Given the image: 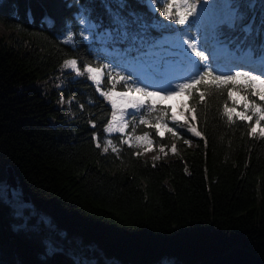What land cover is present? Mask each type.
Segmentation results:
<instances>
[{
	"label": "trees",
	"instance_id": "trees-1",
	"mask_svg": "<svg viewBox=\"0 0 264 264\" xmlns=\"http://www.w3.org/2000/svg\"><path fill=\"white\" fill-rule=\"evenodd\" d=\"M126 2L122 8L120 0H0V25L12 32L7 42L0 40V186L11 168L22 196L57 230L122 264L162 259L196 264L235 248L264 261V137L250 136L249 122L235 117L228 122L226 93L206 92L204 99L199 98L203 87L191 95L180 93L187 98L183 112L201 133L191 138L192 147L170 115L166 120L176 136L163 127L157 136L155 128L141 124L144 109L135 119L129 114L126 133L135 126L134 135L149 133V145L175 146L171 159L155 162L143 158L140 148L121 145L120 134L104 133L111 105L91 81L63 68L72 57L99 59L143 88L140 73L160 74L166 63L192 64L158 38L186 28L193 42L203 44L194 22L190 28L170 24L160 15L162 4L152 9L147 0ZM248 3L244 24L252 23V33L244 45L229 44L237 54L264 40V0ZM109 9L111 15L138 17L149 25V44L138 58L135 52L124 54L127 43L108 42L105 29L87 28L88 40L80 35L81 18L90 26L107 25ZM69 31L74 39L65 43ZM209 33L215 42L212 28ZM102 87H109L107 76ZM115 90L126 91L121 84ZM156 105L165 107L161 101ZM157 115L145 118L151 122ZM105 139L112 140L118 154L111 147L103 152ZM11 224L9 208L0 200V264H63L59 256L37 257L44 253L38 237L14 232Z\"/></svg>",
	"mask_w": 264,
	"mask_h": 264
},
{
	"label": "snow or ice",
	"instance_id": "snow-or-ice-1",
	"mask_svg": "<svg viewBox=\"0 0 264 264\" xmlns=\"http://www.w3.org/2000/svg\"><path fill=\"white\" fill-rule=\"evenodd\" d=\"M105 2L107 3V0ZM151 2L163 5L160 15L169 21L170 24L190 28L193 21L199 18V6L203 4L206 7L209 0H151ZM252 3L254 4V0H252ZM120 6L122 8L126 7V0H120ZM251 6L248 0H223V3L219 5L221 10L212 24L213 40L220 44L239 42V45H244L247 43L248 36L252 33V23L244 24V21L248 19L245 9ZM109 15L110 19L107 25L101 21L92 24L91 27L105 29L104 35L111 44L127 43L128 47L124 49V54L129 55L135 52L138 55L134 58H138L143 46L149 44L147 36L149 25L141 23L138 17L135 20H129L119 13L111 15V9H109ZM128 15L135 16V13H129ZM81 23H85L83 18H81ZM238 32L244 33V36L233 35V33ZM84 33L85 29L81 28L80 35L84 40H88L89 37L84 35ZM73 39L74 35L69 31L65 43H70ZM184 43L187 44V48L191 50V54L196 58L192 62L193 70L187 76L182 77L181 82L174 85L169 82L167 88L156 92L149 91L147 86L143 88L137 86V83L133 82L131 75H126L123 71L117 70L116 66L111 62L103 63L99 59L95 62L90 60L81 61L79 58L72 57L66 59L64 64L75 77H85L86 80L91 81L99 95L111 104V118L107 121L103 131L109 136L113 133H119L121 136L119 143L121 145L126 144L130 148H142L145 142H152L149 139L148 132L139 136L134 135L135 126H133L132 134L126 133L125 130L129 125V121L125 119V116L129 114L127 109L134 110L131 113L133 119H135L137 112L141 109H146L144 115L139 118L141 124L155 128L157 136H161L160 127L176 136L178 134L177 131H174L172 127H168L166 120L170 109L157 107L152 97L159 95L161 91L166 93L163 98L180 93L191 95L193 90L199 92L200 87L205 89V92L200 93V99H204L206 92H215L221 96L226 93L227 100L231 101V106L225 102L223 115L228 122L232 123L234 117L239 121L249 122L247 125L248 134L250 136L259 135L264 137V63L261 64L259 71L253 67H247L235 70L231 74H217L209 66V55L206 54L208 51L207 38H205L203 44L194 43L191 37L186 39ZM248 50L264 58V40L258 45L248 44ZM105 76H107L109 83L107 89L102 87ZM117 84H121L128 92L140 93V96L147 97L148 101L139 97H130L125 93H117L115 90ZM118 100L122 103H118ZM238 107L241 110L238 111ZM190 112L191 109H189V114ZM152 113H157L158 115L155 120L150 122V119L145 117H151ZM180 116L184 117L183 123H179L177 113H171L170 119L173 124L178 125L179 129H185L193 136L200 137L201 133L192 126L188 115L181 111ZM191 119L195 120V117L193 116ZM92 126L95 127L94 124ZM257 129H259L258 132ZM125 136H127L126 139L124 138ZM93 140L96 141V147L100 148L101 144L95 134L93 135ZM188 142V140H184L185 144ZM110 147L113 152L119 153V149L113 144L112 140L105 139L103 151L107 152ZM160 150L163 152L164 148L162 147ZM172 150L175 151V146H173Z\"/></svg>",
	"mask_w": 264,
	"mask_h": 264
},
{
	"label": "rangeland",
	"instance_id": "rangeland-1",
	"mask_svg": "<svg viewBox=\"0 0 264 264\" xmlns=\"http://www.w3.org/2000/svg\"><path fill=\"white\" fill-rule=\"evenodd\" d=\"M149 6L152 9H155V4L151 2V0H147ZM223 3V0H209L208 5L205 7L203 4L199 6V18L195 20V23L198 24L199 30L201 31L200 37L205 39L207 38V48L208 51L206 54L209 55V63L212 68L219 69L223 66L231 67L229 63H231L232 53L229 51L227 46L219 45L214 42L209 41V30L212 28V24L214 23L217 15L220 12V7ZM82 27L86 30L91 27L87 23H83ZM176 36L173 34H167L160 38V42L169 45L172 48H176L182 50L190 57H194L191 54V50L187 48V44L184 41L189 37V33L187 30H183L181 32H175ZM12 32L0 25V40L7 42L10 38ZM234 56H236L234 54ZM227 64V65H226ZM260 64V63H258ZM64 69L69 70L65 64L63 66ZM70 71V70H69ZM171 71V70H169ZM258 71V70H257ZM174 72V71H172ZM176 75L172 78L177 80H181L182 77L190 74L188 69L184 67H180L177 69ZM165 82V81H164ZM164 82H159L157 85H150L148 87L149 91H159L160 89L166 88L167 84ZM44 89L46 87L43 85ZM117 93H125L130 97H139L144 100H148L147 97H141L139 93L136 92H117ZM164 93V92H160ZM159 94V95H160ZM152 97V100L159 103L162 102V105L169 108L171 113H177V119L179 123H183L184 117L180 116V112L184 111L187 107V99L184 96H169L168 98L162 99L160 96ZM162 99V100H161ZM118 103H122L118 100ZM59 104L62 107L64 102L59 100ZM110 104V103H109ZM111 105V104H110ZM65 106V105H64ZM146 109H144L145 111ZM134 110L127 109V112L131 114ZM128 114V115H129ZM128 115L125 116L127 120ZM172 122V121H171ZM178 126V125H177ZM187 137L186 140L188 147H192L193 143L191 138L195 137L191 133H188L185 129H180ZM259 129H257V132ZM116 134V133H113ZM119 134V133H117ZM108 135V134H107ZM112 135V134H111ZM140 155L145 159H150L155 162L166 161L171 159L174 156L173 145H170L167 149H164L161 152V147H153L149 145V143L145 142L144 147L140 148ZM103 150V148H102ZM104 152V151H103ZM23 196L18 188L13 189L6 184L0 186V200L9 208V214L12 218L11 229L15 231L23 230L28 235L37 236L39 242L45 246L44 251L48 256H53L54 253L63 252L70 260L71 264H122L119 261L114 259L105 258L102 254L94 247V246H85L82 245L81 241L77 238H68L62 233L58 232L51 220L45 215L39 213L33 205L28 201H23ZM6 240H9L7 237ZM52 249V251H50ZM173 260L171 259H162L157 263L153 264H173Z\"/></svg>",
	"mask_w": 264,
	"mask_h": 264
},
{
	"label": "water",
	"instance_id": "water-1",
	"mask_svg": "<svg viewBox=\"0 0 264 264\" xmlns=\"http://www.w3.org/2000/svg\"><path fill=\"white\" fill-rule=\"evenodd\" d=\"M6 184L13 189L17 188V183L11 168L7 169ZM23 201L28 202L29 199L24 197ZM196 264H264V261L244 249L235 248L224 255L216 256Z\"/></svg>",
	"mask_w": 264,
	"mask_h": 264
},
{
	"label": "flooded vegetation",
	"instance_id": "flooded-vegetation-1",
	"mask_svg": "<svg viewBox=\"0 0 264 264\" xmlns=\"http://www.w3.org/2000/svg\"><path fill=\"white\" fill-rule=\"evenodd\" d=\"M56 229V228H55ZM57 230V229H56ZM58 232L62 233L61 231L57 230ZM63 234V233H62ZM65 235V234H63ZM43 246V245H42ZM45 246L42 247V249H44ZM55 256H59L60 259H62V263L63 264H71L69 258L63 253V252H59V253H54L53 256H48L46 254V252L44 251L43 254L39 253L37 254V257H39L42 260H45L46 258L50 257V259H53Z\"/></svg>",
	"mask_w": 264,
	"mask_h": 264
},
{
	"label": "bare ground",
	"instance_id": "bare-ground-1",
	"mask_svg": "<svg viewBox=\"0 0 264 264\" xmlns=\"http://www.w3.org/2000/svg\"><path fill=\"white\" fill-rule=\"evenodd\" d=\"M176 35H178V34L175 33V34L172 35V37H173V36H176Z\"/></svg>",
	"mask_w": 264,
	"mask_h": 264
}]
</instances>
